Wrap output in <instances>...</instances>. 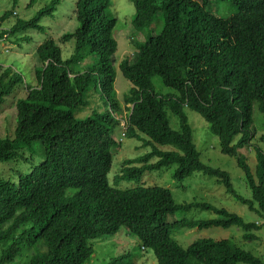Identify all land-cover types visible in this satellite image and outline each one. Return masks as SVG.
I'll return each mask as SVG.
<instances>
[{
    "label": "trees",
    "instance_id": "obj_1",
    "mask_svg": "<svg viewBox=\"0 0 264 264\" xmlns=\"http://www.w3.org/2000/svg\"><path fill=\"white\" fill-rule=\"evenodd\" d=\"M38 1L30 0V5ZM130 1L136 12L133 30L151 35L135 45L132 60L120 64L132 85L123 97L127 108L115 90L118 43L117 19L109 15L112 0L77 1L78 28L60 38L61 44L73 42L74 53L64 60L54 40L41 44L37 86L12 67L0 66V108L19 86L27 83L28 88L27 97L16 103L13 137H0V164L15 166L0 178V264H87L94 242L115 237L122 228L141 250L153 252L157 264H264L229 240H198L183 248L170 234L174 228L234 226L243 231L245 243L257 240L258 224L208 204L177 205L162 187L119 190L108 181L118 130L122 138L136 139L151 152L125 161L116 180L140 183L148 172L176 166V181L203 173L264 216V152L252 144L258 133L254 108L264 117V0H221L237 7L228 19L207 11L213 0ZM62 2L51 0L30 20L16 18L0 40L6 34L44 33L43 19L54 17ZM13 13L5 12L0 21ZM159 15L164 27L154 35ZM155 79L167 93L156 91ZM100 97L107 102L103 109L97 107ZM89 106H94L90 116L77 118L76 112ZM186 111L201 116L223 155L237 158L252 200L237 195L228 173L201 161ZM168 113L178 119L179 130L171 128ZM251 145L257 159L253 171L239 155ZM196 208L213 210L217 218L167 220L169 214Z\"/></svg>",
    "mask_w": 264,
    "mask_h": 264
},
{
    "label": "rangeland",
    "instance_id": "obj_2",
    "mask_svg": "<svg viewBox=\"0 0 264 264\" xmlns=\"http://www.w3.org/2000/svg\"><path fill=\"white\" fill-rule=\"evenodd\" d=\"M51 0H39L37 4L30 5V0H18L17 7H13V0H0V18L7 11H14L13 16L8 20L0 21V33H8L15 26L17 19L30 20L35 14ZM78 0H63L57 8L54 17L44 18L42 25L45 27L44 33L36 31H27L17 33L14 36L6 34V37L0 40V66L4 69L9 67L13 71L20 73L25 81L31 82L32 86H37L35 79V70L39 67V62L36 56L37 48L45 41L54 40L63 51L64 60L69 59L74 53L73 42L61 44L60 38L67 33H74L78 28L76 20L75 8ZM199 2L200 0H194ZM207 11L220 19H228L237 13V7L230 2L213 0L207 6ZM135 8L130 0H112L110 9V17L117 19L115 28V39L118 43V51L115 56V69L117 78L115 90L118 100L122 104V108H127L124 105V96L129 93L132 85L124 79L120 64L126 58L133 59L136 55V44L145 43L151 31L139 33L133 30L132 22L135 16ZM17 15V16H15ZM164 20L161 15L158 16L156 24L153 26L154 35L162 32ZM27 83L19 86L15 92L6 99L3 106L0 108V137H13L16 128V103L19 99L27 97ZM156 91L167 93V89L163 88L159 79L154 80ZM98 100L97 107L103 109L104 99L101 97ZM87 107L76 112L77 118L85 119L90 116L94 109ZM189 119V124L193 129V140L196 150L200 154L201 161L213 168L220 169L229 174L232 182V187L237 195L246 200H252V192L246 184V177L242 169L238 165L237 158H231L222 154L220 149L219 139L214 136L209 126L197 113L186 111ZM170 126L173 130H179L178 119L168 113ZM254 128L257 129L255 140L252 144L258 145L264 152V117L258 109L254 108ZM122 131H116L115 138L117 145L112 148L113 162L108 181L110 185L119 190L132 189L137 186L153 187L158 186L171 191L174 202L180 206L190 204H208L215 209H224L231 214L241 217L247 223H255L260 226V230L255 233L257 240L243 242V231L238 227L230 228H209V229H193L191 231L183 229H171V237L181 247L187 248L192 243L198 240L221 241L229 240L240 246L243 250L260 258L264 262V216L251 211L248 206L243 205L237 199L227 193L224 186L218 184L215 179L208 177L203 173H195L191 177L176 181L174 174L176 166H172L166 170L158 172H148L143 176L140 183L129 180H116L121 176L123 163L127 160L137 159L151 152L150 148L143 147L142 142L136 139L122 138ZM257 146V147H258ZM162 151H171V147L160 148ZM254 147L244 148L239 151V155L246 161L249 167L255 170L257 165L256 153ZM38 158L36 159V163ZM157 162L153 160L152 163ZM13 164H0V178L9 176L11 170L14 169ZM25 172V171H22ZM217 215L213 210L191 209L188 211H177L169 214L167 220L174 221H208L216 219ZM130 260L137 264H157L152 251H144L140 249L137 239L132 237L126 228H122L115 237H110L105 240H96L94 242V255L87 264H109L111 261H116L115 264L122 261Z\"/></svg>",
    "mask_w": 264,
    "mask_h": 264
},
{
    "label": "clouds",
    "instance_id": "obj_3",
    "mask_svg": "<svg viewBox=\"0 0 264 264\" xmlns=\"http://www.w3.org/2000/svg\"><path fill=\"white\" fill-rule=\"evenodd\" d=\"M122 125H124V123H122Z\"/></svg>",
    "mask_w": 264,
    "mask_h": 264
}]
</instances>
